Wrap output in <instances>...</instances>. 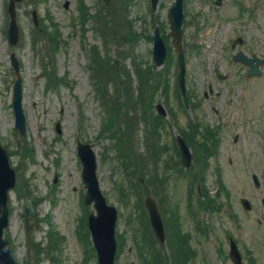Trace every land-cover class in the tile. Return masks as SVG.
Segmentation results:
<instances>
[{
  "label": "rangeland",
  "instance_id": "1",
  "mask_svg": "<svg viewBox=\"0 0 264 264\" xmlns=\"http://www.w3.org/2000/svg\"><path fill=\"white\" fill-rule=\"evenodd\" d=\"M130 1L129 17L135 29L144 33L133 57L147 67L154 63L156 27L167 37V46L173 48L168 12L175 0H159L154 9L151 0ZM78 2L22 0L17 5L20 41L15 46L10 44L7 34L9 0H0V141L17 173L16 187L9 194L10 222L5 236L11 241L18 264H98L91 234L88 232L86 246L80 232L82 225L83 233L88 231V216L95 207L84 202L87 187L77 152L78 140L93 144L100 191L118 209L117 235L123 233L125 243L122 251L117 252L116 264L144 263L137 242L147 230L153 231L145 205L147 195L157 199L162 212L167 252L169 235L179 240L175 252L180 264H233L228 255L229 239L224 234L228 229L233 230L244 249L246 264H264V227L256 226L258 218L264 223V184L256 187L252 179V174L257 173L264 181V65L259 77H245L248 66L232 59L239 49L264 58V0H223L221 5L215 0H184L183 45L192 109H185L181 102L177 52L173 49V58L159 68L167 65L169 83L153 95L154 105L163 103L162 110L168 116L164 122L152 125L158 107L142 111L139 103L133 104L131 136L126 140L129 138L134 152H128L117 131H105L111 113L108 107L114 103L112 94L117 85L116 81L100 78L102 71L96 72L103 64L100 60L92 62L97 51L110 57L112 53L116 55L117 48L112 45L108 54L94 18L88 21L83 35L76 17ZM84 2L90 14L108 12L103 0ZM112 3L114 9L124 8L123 0ZM52 21L60 30L54 53L50 51L48 35V30L56 28L49 27ZM35 28L40 29L37 40L33 39ZM107 36L112 40L113 35ZM239 36L243 43L233 48ZM12 52L19 61L23 83V137L15 127L13 87L17 74L11 62ZM125 62L132 67V58ZM216 68L228 77L217 78ZM190 120L202 123L201 134L206 125L219 130V152L205 171V187L215 196V210L208 204L201 205L199 199L204 197L197 195L200 180L194 174L200 171L198 158L192 166L183 168L175 151V137L188 127ZM123 123L118 118L113 128L123 129ZM154 127L155 130L150 129ZM148 137L152 141L149 145H156L153 151L159 147L166 149L164 146L171 150L158 158H142ZM158 173L164 185L158 182ZM220 182L234 200L229 207L224 204L223 194L217 196ZM21 183L25 193L17 190ZM242 196L252 199L253 212L242 207ZM28 199L34 208L32 217L28 214ZM192 205L197 211H191ZM198 220L207 235L198 230ZM232 220L242 221L241 227L246 222L248 228H232ZM182 239H188V244L180 242ZM40 243L42 250L36 254L35 245ZM142 246L150 249L144 256L153 252L154 247L160 249L158 243L149 241H143Z\"/></svg>",
  "mask_w": 264,
  "mask_h": 264
},
{
  "label": "water",
  "instance_id": "2",
  "mask_svg": "<svg viewBox=\"0 0 264 264\" xmlns=\"http://www.w3.org/2000/svg\"><path fill=\"white\" fill-rule=\"evenodd\" d=\"M19 0H10L9 13L11 16L10 27L8 30L9 39L12 44H17L19 40V29L16 20V2ZM111 6L110 0H105ZM159 0H152L153 8L158 4ZM217 4H221L222 0H217ZM170 18L172 23V34L174 36L173 43L178 50L179 55V82L183 93L185 94V76L186 65L184 59V48L182 45V23H183V0H177L175 5L170 9ZM155 46H154V61L160 66L165 62L167 49L163 41L159 28L155 31ZM234 59L241 61L249 66L247 76H259L262 74L260 65L264 63V59L258 58L256 55L252 57L247 56L242 51H239ZM12 64L17 72L18 78L14 85L13 106L15 110V125L19 133L23 136L26 132L25 113L23 109V88L22 80L19 72L18 61L15 54H12ZM158 108L165 115L166 112L162 110V105ZM59 127V124H58ZM60 130V129H59ZM183 147V165L191 164V155L184 140L178 138ZM78 152L83 162V177L87 187L86 202H94L98 214L94 213L90 216V226L94 235L95 243L98 249L100 264H115V254L117 250V242L115 237L116 221L118 211L115 206L109 205L106 197L101 193L99 181L97 176V159L93 150V145L90 143L79 142ZM16 185V171L12 168L9 160V155L5 147L0 144V264H17L12 254L10 242L4 238V231L9 224V207L8 194L9 190ZM29 203V212L32 216L33 207L31 201ZM146 206L150 213L152 225L157 236L162 242L165 241L166 233L163 224L161 212L159 210L157 201L152 196L146 197ZM239 261V260H238ZM240 262V261H239Z\"/></svg>",
  "mask_w": 264,
  "mask_h": 264
},
{
  "label": "trees",
  "instance_id": "3",
  "mask_svg": "<svg viewBox=\"0 0 264 264\" xmlns=\"http://www.w3.org/2000/svg\"><path fill=\"white\" fill-rule=\"evenodd\" d=\"M124 1V8L122 10L115 9L111 10L108 8V12H98L96 15L90 14V8L85 4L84 0L79 1V21L81 27L86 30L85 26L88 24V21L92 18L96 20L97 27L96 29L99 30L101 33L105 48L108 54H111V46L114 45L117 48L116 55L113 56V53L110 57H107L103 54H100L94 46V49L97 51V55H94L92 58V62L100 60L103 64L98 67L97 73L99 70L102 71V75L100 78H108L107 82L109 81H116L117 88L113 90L112 97H114V103L109 105V110L111 111L109 117V123L107 129H111V131H117L120 135L121 140L126 143L128 152H134L133 147L130 144L129 138L131 136V111L132 106L134 104V92H135V83L141 86L139 89L140 97L145 99L148 108L151 107V101L153 100V95H156V90L161 84V81L166 77L167 72L159 71L156 69L154 65L147 64L148 66L145 67L141 65V63L137 62L136 59L133 57V52H135L138 41L140 40L141 36L144 34L143 32H138L135 29L134 21L129 17L128 14V5L130 4V0H123ZM113 14V15H112ZM110 18V19H109ZM57 25L53 22L49 27L55 28ZM40 30L36 31V35L34 36V40H37V36H39ZM60 30L59 28H55L53 31L48 30V35H50L49 43H50V50L54 53V49H57L58 45L56 42V38L59 36ZM113 35L112 40H110L107 34ZM35 42V41H34ZM128 58H132V67H128L127 63L125 62ZM105 63L107 64L105 66ZM133 74H135L136 78L133 79ZM52 77V75L50 74ZM57 79V78H56ZM137 79V81H136ZM108 88L105 89L107 91ZM146 106V108H147ZM122 114H124L122 116ZM123 120V129H113V125L117 120ZM161 117H158L156 120L152 121V124L159 122ZM126 137L127 138L126 140ZM121 141L119 144L121 145ZM130 144V145H128ZM123 153L124 150L121 149ZM137 157V156H136ZM138 158V157H137ZM128 165V163H126ZM140 171V168H138ZM141 172V171H140ZM160 178L158 182L163 184V178ZM152 233V234H151ZM83 238H86V235H83ZM54 239L59 243V241L54 237ZM149 241L152 243H156V238L153 236V232L147 230L146 236L144 235L143 238L141 236L140 243H138V254L143 260L144 264H180L179 255H176V246L178 239L173 238L169 235L168 243L169 245V252L165 249L164 246L160 245V249L153 248V252L149 253L148 256L146 255L150 251V249L143 248L142 242ZM186 239H182L183 244H185ZM124 240L123 234L119 236V247H123ZM187 244V242H186ZM57 245V244H56ZM39 246L42 244L35 245V253L39 254L42 248L39 249ZM181 246V244H180ZM185 249V246H184ZM178 251H180L177 248ZM184 251V250H183ZM90 255V254H89Z\"/></svg>",
  "mask_w": 264,
  "mask_h": 264
},
{
  "label": "flooded vegetation",
  "instance_id": "4",
  "mask_svg": "<svg viewBox=\"0 0 264 264\" xmlns=\"http://www.w3.org/2000/svg\"><path fill=\"white\" fill-rule=\"evenodd\" d=\"M193 104H196V103H193ZM186 109V108H185ZM192 108H190V110H191ZM188 126H192V127H195V125L194 124H189L188 123ZM263 203V202H262ZM263 206H264V204H263ZM255 209H253V211H254ZM257 222L261 225V223H262V220L260 219V218H258V220H257ZM234 225V224H233ZM235 226V225H234ZM244 228H248V225H245V226H243ZM262 227H263V225H262ZM225 234H227V237L228 238H231V236H232V234H231V232L230 231H227V232H225ZM228 253H229V251H228Z\"/></svg>",
  "mask_w": 264,
  "mask_h": 264
}]
</instances>
